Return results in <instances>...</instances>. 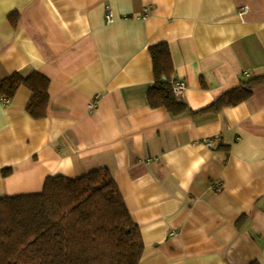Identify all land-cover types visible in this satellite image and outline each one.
<instances>
[{
  "label": "crops",
  "instance_id": "obj_1",
  "mask_svg": "<svg viewBox=\"0 0 264 264\" xmlns=\"http://www.w3.org/2000/svg\"><path fill=\"white\" fill-rule=\"evenodd\" d=\"M159 43L200 114L149 107ZM33 72L49 79L45 118L27 113L24 86L0 98V198L106 168L139 228V264H264V84L200 112L264 74V0H0V80Z\"/></svg>",
  "mask_w": 264,
  "mask_h": 264
},
{
  "label": "trees",
  "instance_id": "obj_2",
  "mask_svg": "<svg viewBox=\"0 0 264 264\" xmlns=\"http://www.w3.org/2000/svg\"><path fill=\"white\" fill-rule=\"evenodd\" d=\"M153 84L146 93L151 109L171 117L197 115L173 91L174 69L166 43L150 46ZM264 84V74L228 90L208 108L220 112L243 103ZM24 86L32 93L27 113L47 116L49 79L38 72L12 73L0 80V98L13 99ZM10 169H4L6 176ZM143 241L106 168L76 178L49 176L36 194L0 198V264H139Z\"/></svg>",
  "mask_w": 264,
  "mask_h": 264
},
{
  "label": "built area",
  "instance_id": "obj_3",
  "mask_svg": "<svg viewBox=\"0 0 264 264\" xmlns=\"http://www.w3.org/2000/svg\"><path fill=\"white\" fill-rule=\"evenodd\" d=\"M105 10H106V13H105V20H106V23H111L113 22V14L112 12L110 11L109 7H105ZM242 12H247V9L246 8H243L242 9ZM185 90V85L182 81H174L173 82V91L174 93L178 96L180 94H182V92ZM4 103L6 104L7 101L6 100H3ZM97 105V101L95 100L94 102H92L90 104V109H94ZM204 144L206 146H212V144L209 142V141H204ZM212 191L215 192V193H218L221 191V186L219 183H215L212 187H211Z\"/></svg>",
  "mask_w": 264,
  "mask_h": 264
}]
</instances>
